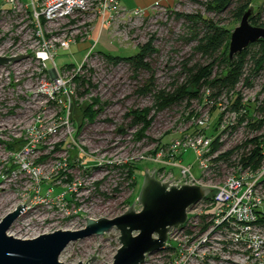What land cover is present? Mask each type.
<instances>
[{
    "label": "rangeland",
    "instance_id": "1",
    "mask_svg": "<svg viewBox=\"0 0 264 264\" xmlns=\"http://www.w3.org/2000/svg\"><path fill=\"white\" fill-rule=\"evenodd\" d=\"M136 1L140 4L139 0ZM197 1L176 0L170 7L155 8L147 18L130 20L121 16L105 30L97 43L90 45V49L95 46L96 52L128 58L138 54L139 46L154 36V45L160 50L148 60L151 71L138 76L127 64L112 67L110 62L105 64L99 59L89 65L92 70L83 69V73H78L86 82L81 88H88L89 92L80 95V83L77 79L73 81L72 86L78 93L76 106L82 110V107L91 105L93 111L98 112L93 121L86 120L76 109L73 113L75 121L64 126L67 120L52 98L49 101L50 97H45L44 93H33L32 63H13L19 65L13 70L10 68V74L0 69V222L30 199L25 211L9 230L10 236L33 239L60 230L78 231L87 225L83 216L93 220H112L125 214L134 203L137 211L142 209L137 199L143 178L146 170L153 173L157 168L150 161L151 153L160 143L180 138L192 127L186 117L185 101L170 115L157 116L145 133L146 139L138 141L139 129L130 127L128 114L136 108L153 106V96L138 95L139 88L153 79L157 89L170 90L168 87L193 54L197 42H189L188 28L182 20H176L172 12L205 14L202 3L207 0ZM22 2L31 5L32 0ZM134 4L135 0H129L126 9ZM263 4L264 0L253 2L259 10L264 9ZM208 16L224 20L225 25L232 24V32L240 25L230 14ZM98 20L91 14L77 23L78 30L73 31L75 46L70 51H59L55 58V65L60 70L65 65L73 64L77 68L82 64L90 49L86 52L80 45L90 43ZM261 21L264 23V11ZM26 28L25 14L10 13L0 2V56H10L28 44L30 32ZM199 60L200 56H195L192 63ZM48 65L50 69L54 67L53 63ZM248 69L249 64L245 66V74ZM263 83L264 77L252 83V87H246L243 82L238 86L252 110ZM190 105V109L195 110L198 103ZM83 119L86 120L85 126L76 132L78 126L84 124ZM237 136L234 140H227L224 148L233 147L241 133ZM182 160L183 165H193L196 174L200 175L193 152L185 153ZM123 165L130 166L131 173L125 174ZM228 173L221 170L220 177L213 183H222ZM198 210L195 209L192 215L198 214ZM233 233L243 238L235 246L230 242ZM120 236V231L114 227L102 236L93 235L73 242L63 251L60 261L86 264L96 257L92 264H112L121 247ZM248 237L249 258L233 257V249L241 251L247 247L245 240ZM214 241V246L207 251L195 252L189 264H203L202 258L209 250L218 258L237 260V264H264L262 227H253L249 235L239 229L225 228Z\"/></svg>",
    "mask_w": 264,
    "mask_h": 264
},
{
    "label": "built area",
    "instance_id": "2",
    "mask_svg": "<svg viewBox=\"0 0 264 264\" xmlns=\"http://www.w3.org/2000/svg\"><path fill=\"white\" fill-rule=\"evenodd\" d=\"M0 2L8 7L10 13L25 14L28 27L26 29L30 32V41L22 50L13 52L10 56L0 57L29 56L20 64L30 62L34 66L33 93H44L45 97H50L49 101L52 98L54 105L61 109L63 118L67 120L64 126L75 121L73 113L78 107L76 106L78 93L72 83L77 77H82L78 73H83V69L92 70V66L89 65L97 59L107 63L106 58L100 52H96L93 46L79 67L66 66L60 70L55 65L58 52L70 51L75 45L73 31L78 30L77 23L85 15L92 14L102 19V26L108 30L115 19L121 16L130 20L147 18L152 15L151 12L155 8H164L157 3L148 11L140 9L129 11L119 0H32L31 5L22 0ZM48 63H53L54 67L50 69ZM18 65L9 63L0 69L8 72L10 68L13 70ZM210 95L207 91L203 100H193L191 103H198L195 110L190 109L191 105L185 106L186 117L190 119L192 128L187 129L188 132L180 138L171 140L166 146H158L150 158V161L157 165L156 172L153 173L159 181L167 183L173 180L171 184L176 186L209 188L212 190L210 199L197 205L195 209L199 208L198 214L192 215L195 209L188 213V220L183 227L172 228L168 234L166 250L147 256L145 264H189L195 252L207 251L214 246V240L223 229H239L243 234L249 235V230L253 227H260L257 222L258 212L264 213V164L255 171L252 167L244 166L237 155L226 160L221 158L232 148H224L227 140H234L238 133H241V137L234 146L243 144L245 140L246 136H243L249 119L238 124L241 117L249 115L248 103L243 99L240 108L235 109L231 105L232 96L223 95L213 100ZM81 129L80 124L76 132ZM216 140L222 147L213 151ZM262 147L264 151V143ZM189 151L196 157L200 175L196 174L193 165H183L182 157ZM223 169L229 173L226 177L224 175L222 183L214 184L213 181L220 177ZM176 170H179L178 174ZM205 216V222L209 225L203 231L202 227L205 224L200 222ZM242 240L241 235L233 233L230 242L235 246ZM245 243L247 247L241 251L233 249V257L249 258V237ZM202 261H205L203 264H237V260L235 262L233 259L218 258L210 250L204 254Z\"/></svg>",
    "mask_w": 264,
    "mask_h": 264
},
{
    "label": "trees",
    "instance_id": "3",
    "mask_svg": "<svg viewBox=\"0 0 264 264\" xmlns=\"http://www.w3.org/2000/svg\"><path fill=\"white\" fill-rule=\"evenodd\" d=\"M191 1L198 3L197 0ZM253 2L254 0H207L202 3L206 11L205 14L172 12L174 18L182 20L188 28L187 39L189 42H197V44L193 54L186 60L175 80L168 87L170 90L157 89L153 79H151L150 82L136 91L138 95H152L154 98L152 107L136 108L128 114L131 117L130 127L139 129L136 135L138 141L146 139L145 133L157 116L170 115L171 111L182 106L185 101L186 105L190 106L193 100H203L202 98L207 91L210 92L209 97L213 100L223 95L232 96V107L235 109L240 108L244 98L238 86L243 82L246 87H252V83L264 77V40L252 44L246 51L237 55L231 65V71L224 77V72L229 68L227 53L232 24L225 25L223 24L224 20H216V18H210L208 15L213 14L215 17H220L224 14H230L233 21L240 22L244 13L253 5ZM263 11V7L261 10L258 8L256 15L251 20L253 25L264 27V23L261 21ZM155 41L156 38L153 36L147 43L139 46L138 54L128 58L114 57L102 52L100 54L115 66L121 63L129 65L135 76H138L139 73L151 71V63L148 60L153 59L160 52L154 45ZM195 56H200V60L192 63ZM247 64H249V69L245 74L244 69ZM67 66L73 67L74 65ZM245 75L246 78H244ZM76 79L80 83V95L88 93V88H81L86 83L84 78L77 77ZM87 85L89 86V84ZM262 95H264V83L260 94L256 98L253 110L250 109L248 104L249 115L240 118L238 125L249 119L243 144L232 147L221 157L226 160L237 155L244 166L252 167L255 171L259 170L264 164L262 147L264 143V96L261 99ZM77 110L84 115L86 120L90 119V121H93L96 114H98V112L93 111L91 105L82 107V110L77 107ZM86 120L83 121L84 124H81L82 128ZM168 143H160L159 147L166 146ZM221 147L222 144L216 140L213 144V151H217ZM130 168L127 165L122 166L125 174L131 173ZM209 199L210 197L206 200ZM201 219V223L205 224L202 227L204 231L209 224L205 222L206 216ZM257 224L264 228V213L261 211L258 212Z\"/></svg>",
    "mask_w": 264,
    "mask_h": 264
},
{
    "label": "water",
    "instance_id": "4",
    "mask_svg": "<svg viewBox=\"0 0 264 264\" xmlns=\"http://www.w3.org/2000/svg\"><path fill=\"white\" fill-rule=\"evenodd\" d=\"M258 8L251 6L242 16L240 25L231 33L228 44V66L226 77L231 71L234 58L246 51L252 44L264 40V27L251 23ZM27 55L0 57V68L9 63H18ZM156 172V171H155ZM174 179V178H173ZM173 181V180H171ZM162 183L155 173L146 170L137 203L140 211L133 206L115 219H86L85 229L78 231H56L33 239H20L8 234L12 225L25 211L26 205L19 206L0 222V264H64L60 261L63 251L73 242L102 236L116 227L120 233L121 247L112 264H145L147 256L166 250L168 234L172 228L183 227L188 213L210 197L212 190L202 186ZM93 257L86 264H92ZM85 264V263H79Z\"/></svg>",
    "mask_w": 264,
    "mask_h": 264
},
{
    "label": "crops",
    "instance_id": "5",
    "mask_svg": "<svg viewBox=\"0 0 264 264\" xmlns=\"http://www.w3.org/2000/svg\"><path fill=\"white\" fill-rule=\"evenodd\" d=\"M121 2V4L126 7V3L129 0H119ZM176 0H139L140 4L137 3V1L135 0V4L133 6H131L130 8H128L127 10L132 11L135 9H140V10H148L150 7H154L157 3H159L161 6H165V7H170L173 2H175ZM150 8V9H151ZM149 9V10H150ZM105 28L102 26V19L98 20L97 26L94 30V32L92 33V37L90 39V43H86L83 45L77 44L78 46L80 45V47L82 48L81 50H84L87 52V50L90 49V45L95 42L97 43L99 38L102 37L103 33L105 32ZM107 31V30H106ZM75 46V45H74ZM73 65V64H70ZM67 65H65L64 67H66ZM77 66V65H74Z\"/></svg>",
    "mask_w": 264,
    "mask_h": 264
},
{
    "label": "bare ground",
    "instance_id": "6",
    "mask_svg": "<svg viewBox=\"0 0 264 264\" xmlns=\"http://www.w3.org/2000/svg\"><path fill=\"white\" fill-rule=\"evenodd\" d=\"M24 212V211H23Z\"/></svg>",
    "mask_w": 264,
    "mask_h": 264
}]
</instances>
